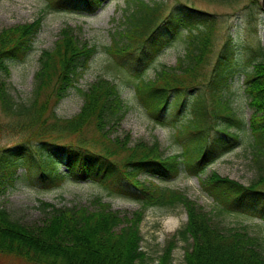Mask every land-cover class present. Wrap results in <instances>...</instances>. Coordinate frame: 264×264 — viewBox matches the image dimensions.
Returning <instances> with one entry per match:
<instances>
[{"label": "trees", "instance_id": "1", "mask_svg": "<svg viewBox=\"0 0 264 264\" xmlns=\"http://www.w3.org/2000/svg\"><path fill=\"white\" fill-rule=\"evenodd\" d=\"M46 2V11L66 8L91 13L104 0ZM124 3L132 9L124 17V28L112 35L105 51L114 61L134 58V65L125 69L137 79L138 101L154 122L165 125V109L182 108L188 101L190 118L180 125L191 137L180 153L169 155L158 140L131 144L129 134L112 137L127 108L116 84L103 76L82 91L83 104L76 115L58 117L54 111L57 103L77 86L97 52L96 45L79 42L71 26L60 30L51 50L41 52L32 98L25 104L15 102L5 82L10 74L8 63L21 60L31 50L43 14L32 22L1 29L0 109L4 119L0 120V192L13 184L20 165L26 172L34 170L28 163L34 150L40 169L37 182L47 181L56 187L67 176L91 179L110 194H122L138 202L139 207L128 215L112 210L101 196L90 199L89 205L71 207L42 202L43 221L30 225L20 223L0 207V254L35 264H145L148 257L141 248L140 223L146 209L181 204L186 222L167 241L154 264H173L176 236L186 242L184 264H264L263 245L247 227L224 229L213 220L230 208L243 211L251 193L264 195V46L257 50L261 59H250V69L243 70L244 92L252 109L249 146L259 173L248 186L215 171L199 178L202 189L219 206L212 214L181 191L141 181L138 176L168 181L182 170L200 175L210 163L205 160L228 151L238 139L230 128L239 127L240 120L225 97L237 71L232 36L221 33L224 42L214 53L218 29L214 18L204 16L203 11L181 0L168 9L166 0ZM182 31L185 46L176 64L161 65L153 77H142L150 61ZM210 123L219 126L220 133L210 135L208 130L214 127ZM85 127L99 133L101 146L93 143L94 138L85 137ZM60 164L67 171L58 172Z\"/></svg>", "mask_w": 264, "mask_h": 264}, {"label": "rangeland", "instance_id": "2", "mask_svg": "<svg viewBox=\"0 0 264 264\" xmlns=\"http://www.w3.org/2000/svg\"><path fill=\"white\" fill-rule=\"evenodd\" d=\"M124 1L104 0L95 11L86 13L66 8L46 11V0H0V30L32 22L38 15L43 14L40 30L35 35L31 50L21 60L8 63L10 74L5 78V82L15 102L27 103L32 98L35 73L39 68L41 52L51 50L60 30L64 26H71L77 40L96 45L97 52L90 58L88 68L77 86L69 89L57 103L54 109L55 114L61 119L76 115L83 104L82 91H86L90 83L98 76H103L116 84L127 108L123 119L116 125L112 137L129 134L131 144L139 140L147 143L158 140L160 148L166 155L180 153L191 137V133L182 129L180 125L190 118V113L186 108L189 102L187 101L184 107L178 109L172 106L167 107L164 113L167 123L165 125L156 124L146 115L138 101L135 91L137 79L125 69L134 65V58L128 57V60L114 61L104 49L110 44L112 35L124 28L122 24L124 17L132 9V5L127 7ZM166 1L168 9L177 0ZM181 1L203 11L204 16L214 18L215 29H218L215 34L217 37L213 42L214 53L218 52L224 42L221 33L225 32L232 36L235 44L237 71L225 91V97L228 98L229 105L240 120L239 127L236 125L230 128L231 132L238 134V139L228 151L205 160L204 163H210L200 175L182 170L168 181H161L155 177L150 178L145 174L139 175L138 178L141 181H153L158 185L179 190L198 205L203 206L206 211L214 214L219 206L202 189L199 178L204 179L211 171H215L221 177H228L248 186L259 173L249 146L251 135L248 123L252 109L249 106V98L244 92L243 72L250 68L251 65L248 63L250 59H255V62L261 59L258 57L257 50L264 46V12L260 6L261 0ZM182 32L184 33L177 36L169 46L150 61L142 77H153L154 72L161 65L174 66L176 64V59L183 54L185 46L183 39L185 31ZM192 94L194 95L195 92L187 95ZM3 115L0 109V120L4 119ZM210 125L214 124L210 123ZM218 130L219 126L214 125V127L210 126L208 131L210 135H215L220 133ZM83 132L85 137L94 138L93 143L101 146L97 139L99 133L93 127H85ZM31 153L32 159H29L28 163L35 167L34 170L26 172L25 166L20 165L13 184L0 192V207L7 210L12 218L20 223L26 225L41 223L45 214L41 210L42 202L51 203L56 207H71L89 205L90 199L101 196L103 201L110 204L112 210H119L128 215L139 207L138 202L122 194H110L97 181L91 179L67 176L56 187L50 186L47 181L39 183L36 181L37 173L40 172L37 168L38 157L34 150H31ZM57 171L67 170L63 164H60L57 166ZM213 220L224 229L237 230L243 226L247 227L249 234L260 240L264 251V195L258 196L251 193V198L246 201L243 211L230 208L229 211L215 215ZM185 222L186 213L181 204L167 208L157 206L146 209L140 223L141 248L148 257L145 264L157 262L167 241L177 235V231L184 226ZM185 246L186 242L176 236L172 250L173 264H184ZM5 257L7 258L0 254V264H35L14 255Z\"/></svg>", "mask_w": 264, "mask_h": 264}, {"label": "water", "instance_id": "3", "mask_svg": "<svg viewBox=\"0 0 264 264\" xmlns=\"http://www.w3.org/2000/svg\"><path fill=\"white\" fill-rule=\"evenodd\" d=\"M260 5H261V8L264 10V0H261Z\"/></svg>", "mask_w": 264, "mask_h": 264}, {"label": "bare ground", "instance_id": "4", "mask_svg": "<svg viewBox=\"0 0 264 264\" xmlns=\"http://www.w3.org/2000/svg\"><path fill=\"white\" fill-rule=\"evenodd\" d=\"M231 82H232V80L229 81L230 84H231ZM223 212H224V211H223ZM223 212L218 213V214H216V215H220V214H222Z\"/></svg>", "mask_w": 264, "mask_h": 264}]
</instances>
